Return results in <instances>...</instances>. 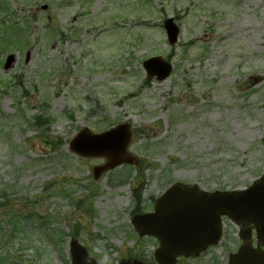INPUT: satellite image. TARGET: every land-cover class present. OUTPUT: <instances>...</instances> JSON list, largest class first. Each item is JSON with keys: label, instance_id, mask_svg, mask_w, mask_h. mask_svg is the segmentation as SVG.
I'll return each instance as SVG.
<instances>
[{"label": "rangeland", "instance_id": "obj_1", "mask_svg": "<svg viewBox=\"0 0 264 264\" xmlns=\"http://www.w3.org/2000/svg\"><path fill=\"white\" fill-rule=\"evenodd\" d=\"M155 56L174 66L166 81L147 78ZM120 124L139 164L96 180L106 160L70 141ZM263 174L264 0H0L2 263L71 264L72 238L100 264L151 261L158 243L136 232L137 207L152 211L177 182L227 191ZM236 232L183 264H228Z\"/></svg>", "mask_w": 264, "mask_h": 264}, {"label": "water", "instance_id": "obj_2", "mask_svg": "<svg viewBox=\"0 0 264 264\" xmlns=\"http://www.w3.org/2000/svg\"><path fill=\"white\" fill-rule=\"evenodd\" d=\"M165 28L171 44H175L178 29L173 20L166 21ZM13 61L14 57H10L6 68H9ZM145 68L150 76L157 75L159 80L165 79L171 72L170 65L159 58L146 62ZM258 81L256 80V83ZM130 137L128 128L124 126L100 136H91L88 130H85L72 141L71 148L74 152L87 156L91 150L84 141L92 138L109 150L100 153L107 152L118 159L96 169L98 177L118 164L131 162L123 158ZM117 141L119 143H116ZM109 154L106 155L110 156ZM223 215L231 217L246 228L255 224L259 243L264 245V178L244 193L202 194L197 189L175 185L159 200L155 213L136 216L134 225L141 236L152 235L161 241V249L156 253L159 264H174L175 256H198L208 246L216 244L221 236L220 223ZM242 238L244 245L239 253L230 257V264H264V251L252 247L249 233ZM71 254L72 264H97L78 242L72 243ZM121 264L143 263L134 261Z\"/></svg>", "mask_w": 264, "mask_h": 264}, {"label": "flooded vegetation", "instance_id": "obj_3", "mask_svg": "<svg viewBox=\"0 0 264 264\" xmlns=\"http://www.w3.org/2000/svg\"><path fill=\"white\" fill-rule=\"evenodd\" d=\"M229 222H230V221H227V220H226L225 224H226V226H227L230 230H232V229L230 228V226H229Z\"/></svg>", "mask_w": 264, "mask_h": 264}]
</instances>
